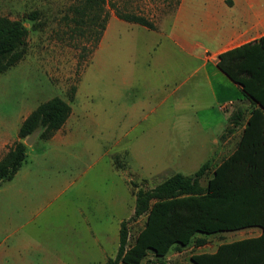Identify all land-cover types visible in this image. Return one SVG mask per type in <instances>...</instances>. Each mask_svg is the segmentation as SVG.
Segmentation results:
<instances>
[{
	"label": "rangeland",
	"instance_id": "1",
	"mask_svg": "<svg viewBox=\"0 0 264 264\" xmlns=\"http://www.w3.org/2000/svg\"><path fill=\"white\" fill-rule=\"evenodd\" d=\"M176 2L0 0V16L19 19L28 30L23 57L0 73V157L39 103L59 96L71 106L49 139L37 130L23 140L25 161L0 185V219L30 218L39 228L30 237L41 246L25 257L31 264H106L117 251L120 222L128 220V243L143 226L144 215L129 220L139 188L176 172L191 175L211 157L200 179L205 185L234 149L242 125L209 154L206 142L221 133L226 113L209 90L190 95L197 78L185 81V66L170 76L172 67L192 60L164 56L162 37L117 16H143L158 27ZM144 73L159 79L149 84ZM7 233L0 231V242L11 245L15 235ZM215 234L229 232L198 234L202 244L173 246L161 261L149 253L142 264H188L191 254L213 250ZM1 257L4 264L17 260L16 254Z\"/></svg>",
	"mask_w": 264,
	"mask_h": 264
},
{
	"label": "trees",
	"instance_id": "2",
	"mask_svg": "<svg viewBox=\"0 0 264 264\" xmlns=\"http://www.w3.org/2000/svg\"><path fill=\"white\" fill-rule=\"evenodd\" d=\"M91 1L84 0V6ZM117 16L154 28L143 16ZM27 35L19 19L0 16V73L23 57ZM217 67L240 85L250 105L248 110L237 108L229 117L227 132L243 125L234 149L212 168L205 185L200 179L210 169L209 160L191 175L176 172L153 187L139 188L129 220L144 215L143 226L128 243V220L120 222L117 251L106 264H141L149 253L161 261L173 246L202 244L198 234L253 226L260 228L257 236L221 243L213 252L193 253L188 264H264V35L221 52ZM70 112V104L54 96L25 116L18 140L0 157V185L25 161L23 140L37 130L39 138L49 139Z\"/></svg>",
	"mask_w": 264,
	"mask_h": 264
},
{
	"label": "crops",
	"instance_id": "3",
	"mask_svg": "<svg viewBox=\"0 0 264 264\" xmlns=\"http://www.w3.org/2000/svg\"><path fill=\"white\" fill-rule=\"evenodd\" d=\"M110 21L104 29L97 48L108 32ZM122 21L129 25L135 24ZM141 27L157 33L164 39L161 50L164 56H171L175 53L177 56L192 60L190 66L182 60V64H179L177 68L172 67L170 76L174 77L176 71L181 72L185 66L184 69L188 70V75L184 80L197 78L188 86L187 90L191 91L190 95L202 96L204 90H209L212 98L218 104V109L226 113V124L221 133L217 138L209 140V143L206 142L209 146V154L212 156L216 148L221 146V141L226 137L230 138L236 132L238 126L227 132V129L231 127L229 117L238 106L247 101L243 99L240 85L232 81L217 67L218 55L227 49L257 40L264 35V0H231L230 4L225 0H177L173 12L160 26L153 29L143 25ZM160 63L162 66L165 64L163 61ZM155 65H159L158 58L155 60ZM144 75H147L144 76V80L149 84L159 79L149 75L153 79L151 81L148 78V73H144ZM147 86L149 85L147 84ZM173 90L172 93H174ZM239 94H241V98L237 97ZM229 106L233 109L236 108L230 111L227 110ZM242 127L243 125L241 130ZM33 223L34 219L30 218L0 219V231H6L10 236L15 235V240L11 245L0 242V264H4L6 261L2 259V255L12 257V254H16L17 260L11 264H31L25 257L29 255L31 249L38 251L41 246L38 242L31 240L30 236H36L39 232V228L32 227L36 225ZM20 231L21 234H19ZM43 232L45 231L41 230L40 233ZM222 232H229V234L226 237L222 234H215L220 238L218 243L213 250L205 252L215 251L221 243L257 236L260 233V228L253 226ZM50 254L52 255L51 252Z\"/></svg>",
	"mask_w": 264,
	"mask_h": 264
},
{
	"label": "water",
	"instance_id": "4",
	"mask_svg": "<svg viewBox=\"0 0 264 264\" xmlns=\"http://www.w3.org/2000/svg\"><path fill=\"white\" fill-rule=\"evenodd\" d=\"M34 133H35V132H34ZM34 133H33V134H34ZM33 134H32V135H33Z\"/></svg>",
	"mask_w": 264,
	"mask_h": 264
}]
</instances>
